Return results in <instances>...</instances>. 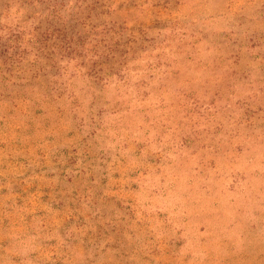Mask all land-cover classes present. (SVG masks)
Instances as JSON below:
<instances>
[{
    "label": "rangeland",
    "instance_id": "rangeland-1",
    "mask_svg": "<svg viewBox=\"0 0 264 264\" xmlns=\"http://www.w3.org/2000/svg\"><path fill=\"white\" fill-rule=\"evenodd\" d=\"M0 264H264V0H0Z\"/></svg>",
    "mask_w": 264,
    "mask_h": 264
}]
</instances>
